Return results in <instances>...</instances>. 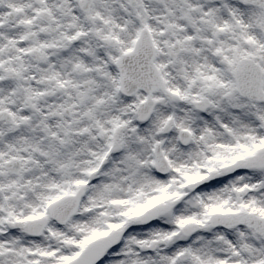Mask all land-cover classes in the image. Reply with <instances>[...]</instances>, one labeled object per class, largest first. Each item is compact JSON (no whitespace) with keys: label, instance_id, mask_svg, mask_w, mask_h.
I'll return each mask as SVG.
<instances>
[{"label":"snow or ice","instance_id":"1","mask_svg":"<svg viewBox=\"0 0 264 264\" xmlns=\"http://www.w3.org/2000/svg\"><path fill=\"white\" fill-rule=\"evenodd\" d=\"M0 264H264V0H0Z\"/></svg>","mask_w":264,"mask_h":264}]
</instances>
